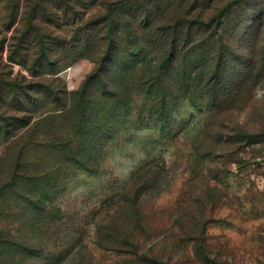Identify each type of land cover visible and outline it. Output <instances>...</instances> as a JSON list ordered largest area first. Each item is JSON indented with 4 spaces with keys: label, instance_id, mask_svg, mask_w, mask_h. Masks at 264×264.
<instances>
[{
    "label": "rangeland",
    "instance_id": "374dc122",
    "mask_svg": "<svg viewBox=\"0 0 264 264\" xmlns=\"http://www.w3.org/2000/svg\"><path fill=\"white\" fill-rule=\"evenodd\" d=\"M227 4L233 10L224 43L236 58L262 55L264 22L257 42L258 24L247 27L264 1L218 2ZM102 14L90 7L84 21ZM232 67L244 88L235 79L232 95L221 99L200 87L174 93L171 120L153 113L155 99L136 93L130 124H121L129 108H117L116 118L105 113L87 166L60 155L52 142L67 139L70 129L46 133L44 119L38 131L0 137V230L22 237L30 249L24 264L57 256V264H264V74L252 76L264 62L255 58L248 74L237 62ZM93 68L80 60L57 77L72 92ZM119 100L128 99L110 105Z\"/></svg>",
    "mask_w": 264,
    "mask_h": 264
},
{
    "label": "trees",
    "instance_id": "16d2710c",
    "mask_svg": "<svg viewBox=\"0 0 264 264\" xmlns=\"http://www.w3.org/2000/svg\"><path fill=\"white\" fill-rule=\"evenodd\" d=\"M218 2L0 0V137L9 139L31 127L38 131L44 119L46 133L70 129L67 139L52 142L60 155L87 166L95 147L92 135L103 115L112 111L109 115L118 117L116 109L129 108L135 93L155 99L153 113L167 120L172 119L167 99L174 93L193 95L200 87L210 99L231 96L235 79L236 86L244 84L242 74L233 73V64L239 63L248 74L255 58L264 62V53L233 55L223 41L233 6L219 7ZM90 7L102 8L103 14L84 21ZM263 22L261 10L247 27L252 31L258 24L256 42ZM80 60L94 68L71 92L57 76ZM15 67L26 71L30 81L19 72L13 74ZM262 74L264 69H258L252 76L259 80ZM109 99L128 100L112 107ZM41 109L48 110L42 119L43 114L37 115ZM130 111L122 125L130 124ZM145 111V106L137 110L138 120ZM23 157L20 152L14 169L20 168ZM21 238L0 230V264H24L21 257L30 249ZM60 261L57 256L48 264Z\"/></svg>",
    "mask_w": 264,
    "mask_h": 264
}]
</instances>
